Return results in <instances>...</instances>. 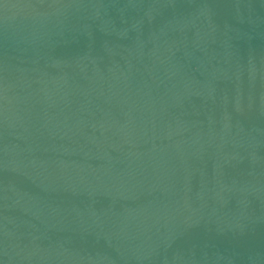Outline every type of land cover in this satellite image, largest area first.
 Returning <instances> with one entry per match:
<instances>
[{"label": "water", "instance_id": "obj_1", "mask_svg": "<svg viewBox=\"0 0 264 264\" xmlns=\"http://www.w3.org/2000/svg\"><path fill=\"white\" fill-rule=\"evenodd\" d=\"M0 264H264V0H0Z\"/></svg>", "mask_w": 264, "mask_h": 264}]
</instances>
